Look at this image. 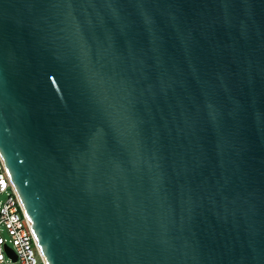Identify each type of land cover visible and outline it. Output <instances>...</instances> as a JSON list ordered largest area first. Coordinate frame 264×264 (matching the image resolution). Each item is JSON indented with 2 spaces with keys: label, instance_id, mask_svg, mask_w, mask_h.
Instances as JSON below:
<instances>
[{
  "label": "water",
  "instance_id": "95a60500",
  "mask_svg": "<svg viewBox=\"0 0 264 264\" xmlns=\"http://www.w3.org/2000/svg\"><path fill=\"white\" fill-rule=\"evenodd\" d=\"M0 155L47 264H264V0H0Z\"/></svg>",
  "mask_w": 264,
  "mask_h": 264
},
{
  "label": "built area",
  "instance_id": "2783aa9c",
  "mask_svg": "<svg viewBox=\"0 0 264 264\" xmlns=\"http://www.w3.org/2000/svg\"><path fill=\"white\" fill-rule=\"evenodd\" d=\"M0 264H47L31 222L0 155ZM7 233L5 237L2 232ZM5 245L12 249L15 258Z\"/></svg>",
  "mask_w": 264,
  "mask_h": 264
},
{
  "label": "rangeland",
  "instance_id": "374dc122",
  "mask_svg": "<svg viewBox=\"0 0 264 264\" xmlns=\"http://www.w3.org/2000/svg\"><path fill=\"white\" fill-rule=\"evenodd\" d=\"M4 198V194H1L0 195V200ZM2 234L7 237V233L5 231L2 232Z\"/></svg>",
  "mask_w": 264,
  "mask_h": 264
}]
</instances>
